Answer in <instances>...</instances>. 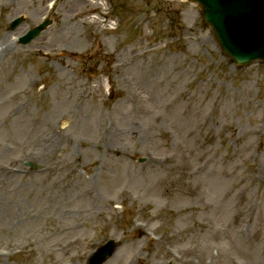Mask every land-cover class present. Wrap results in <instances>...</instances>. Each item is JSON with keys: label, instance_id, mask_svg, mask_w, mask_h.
Wrapping results in <instances>:
<instances>
[{"label": "rangeland", "instance_id": "rangeland-1", "mask_svg": "<svg viewBox=\"0 0 264 264\" xmlns=\"http://www.w3.org/2000/svg\"><path fill=\"white\" fill-rule=\"evenodd\" d=\"M109 240L104 264H264V65L177 0H0V264Z\"/></svg>", "mask_w": 264, "mask_h": 264}, {"label": "water", "instance_id": "water-1", "mask_svg": "<svg viewBox=\"0 0 264 264\" xmlns=\"http://www.w3.org/2000/svg\"><path fill=\"white\" fill-rule=\"evenodd\" d=\"M190 1L199 4L222 52L235 64L244 66L255 59L264 61V0ZM45 25L33 33L37 35ZM245 25L249 29L241 27ZM114 247L112 242L106 244L92 256L90 264H102L112 255Z\"/></svg>", "mask_w": 264, "mask_h": 264}, {"label": "bare ground", "instance_id": "bare-ground-1", "mask_svg": "<svg viewBox=\"0 0 264 264\" xmlns=\"http://www.w3.org/2000/svg\"><path fill=\"white\" fill-rule=\"evenodd\" d=\"M57 150H58V149H57V147H56V148L52 151V157H54V156L57 157V156H58V154L60 153V151H57ZM107 202H108L109 205H111V204L113 203L112 199L108 200ZM137 228H138V225H137V226H136V225H132V226H131V229H129V232H132L133 230H136ZM139 232H140V231H139ZM144 234H145V233H144ZM144 234H143V236L146 237L147 234H145V235H144ZM146 241H147L148 243H149V242H152V240H151L150 238H147ZM114 257H115V256H113L110 260L114 259ZM138 260H139V259H137L136 261H135L134 259H131V260L129 261L128 264H136V263H138V264H149L148 261H145V262H144V261H143L144 259H142V260L139 261V262H138Z\"/></svg>", "mask_w": 264, "mask_h": 264}]
</instances>
